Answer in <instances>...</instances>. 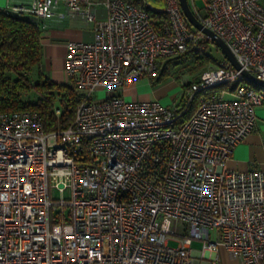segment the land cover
<instances>
[{
    "label": "built area",
    "instance_id": "2783aa9c",
    "mask_svg": "<svg viewBox=\"0 0 264 264\" xmlns=\"http://www.w3.org/2000/svg\"><path fill=\"white\" fill-rule=\"evenodd\" d=\"M260 1L204 0L202 11L189 1L240 68L223 57L177 105L123 92L187 48L205 53L208 38L192 31L179 0H102L104 18L92 0L7 6L44 22L62 5L58 15L93 23V38L67 41L66 83L81 94L67 127L46 131L35 110L0 111V264H193V240L215 261L222 248L239 264H264V169L227 167L264 103L242 74L264 80ZM151 13L166 21L155 26ZM49 188L70 197L50 198Z\"/></svg>",
    "mask_w": 264,
    "mask_h": 264
},
{
    "label": "trees",
    "instance_id": "16d2710c",
    "mask_svg": "<svg viewBox=\"0 0 264 264\" xmlns=\"http://www.w3.org/2000/svg\"><path fill=\"white\" fill-rule=\"evenodd\" d=\"M127 1L135 5L144 2V0ZM150 15L155 26H161V22L166 21L164 14L151 13ZM30 17L32 16L0 9V111L35 110L42 117L44 129L52 131L67 127L72 122L81 94L68 83L50 80L40 70L41 31ZM191 29L193 32L197 31L192 27ZM208 40L201 42L206 43ZM191 54L196 58L199 55L193 49L187 48L182 55L165 59L160 65L158 76L150 78V83H159L169 73L172 62ZM203 57L208 61L205 53ZM207 61L201 63H208ZM35 67L36 79L32 80L30 74ZM190 83L185 86V89ZM31 89L37 96L32 102L25 98ZM195 96L186 107L184 119L188 118L196 106ZM55 101H58L60 105L55 107ZM55 108L60 110L58 115L55 113Z\"/></svg>",
    "mask_w": 264,
    "mask_h": 264
},
{
    "label": "crops",
    "instance_id": "0c3cea01",
    "mask_svg": "<svg viewBox=\"0 0 264 264\" xmlns=\"http://www.w3.org/2000/svg\"><path fill=\"white\" fill-rule=\"evenodd\" d=\"M96 3L95 14L98 18L107 15V9L102 0H92ZM148 1V0H144ZM31 0H0V9L7 10L8 5H30ZM152 5H161L162 0L148 1ZM264 5V0L260 1ZM58 12H64V6H60ZM58 12L51 18L43 21L30 17L41 33V61L40 70L52 81L66 83L64 72V58L67 51V41L85 40L93 38V23L82 19L60 16ZM44 23V25H43ZM201 73V72H200ZM200 74H198L199 76ZM148 79L141 78L127 87L123 94L129 99H159L170 104V99L165 96L160 88L155 87ZM255 128L248 133L233 149L227 167L236 170L264 169V103L255 108ZM190 255L193 264H239L237 257L219 248L216 252L218 261H215V253L202 248V241L193 240L190 246Z\"/></svg>",
    "mask_w": 264,
    "mask_h": 264
},
{
    "label": "rangeland",
    "instance_id": "374dc122",
    "mask_svg": "<svg viewBox=\"0 0 264 264\" xmlns=\"http://www.w3.org/2000/svg\"><path fill=\"white\" fill-rule=\"evenodd\" d=\"M150 1V0H148ZM190 1V0H189ZM193 3L199 11H202L204 8V0H193ZM161 6V5H155ZM205 54L208 56V61L206 58H202L204 55L200 52L197 55L191 54L187 57H180L178 60L172 62V65L169 67V73L156 84V88H160L162 92L170 99V104L177 105L182 100V94L185 92V86L190 82L194 81L198 74L208 66L214 65L217 61L223 58V54L219 50V48L213 44L210 40L206 42ZM202 61H207L208 63H201ZM36 67L34 71L30 74V78L32 80L36 79ZM14 76V75H13ZM105 91H100L96 93L94 96L102 97ZM27 100L35 101L37 96L36 92L31 89L28 95L25 96ZM97 98V97H96ZM126 99H129L128 96H125ZM163 103V102H162ZM166 104V103H164ZM60 103L55 101L54 106H59ZM168 105V104H166ZM49 197L53 199L65 198L68 199L70 197V189L66 188L64 191H59L54 188H49ZM176 223H174L175 226ZM182 229L178 228V234H182ZM177 245V241L169 240L168 246L175 247Z\"/></svg>",
    "mask_w": 264,
    "mask_h": 264
},
{
    "label": "water",
    "instance_id": "95a60500",
    "mask_svg": "<svg viewBox=\"0 0 264 264\" xmlns=\"http://www.w3.org/2000/svg\"><path fill=\"white\" fill-rule=\"evenodd\" d=\"M180 8L185 16V18L188 20L189 24L196 30L201 31L205 34V36L213 43L215 44L221 53L223 54V57H225L228 61L231 62V64L239 69L240 66L238 62L236 61L234 55L232 54L231 50L225 43V41L218 36L215 32L204 26V24L196 17L193 10L191 9V6L189 4L188 0H179ZM243 76L247 79L249 83L252 85L261 88L264 90V80L257 78L252 73L243 70L242 71Z\"/></svg>",
    "mask_w": 264,
    "mask_h": 264
}]
</instances>
